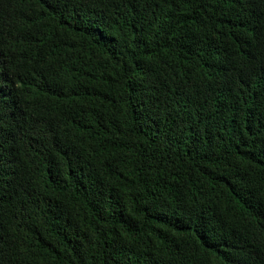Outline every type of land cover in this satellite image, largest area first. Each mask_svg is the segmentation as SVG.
I'll use <instances>...</instances> for the list:
<instances>
[{
	"label": "trees",
	"instance_id": "obj_1",
	"mask_svg": "<svg viewBox=\"0 0 264 264\" xmlns=\"http://www.w3.org/2000/svg\"><path fill=\"white\" fill-rule=\"evenodd\" d=\"M0 264H264V0H0Z\"/></svg>",
	"mask_w": 264,
	"mask_h": 264
}]
</instances>
